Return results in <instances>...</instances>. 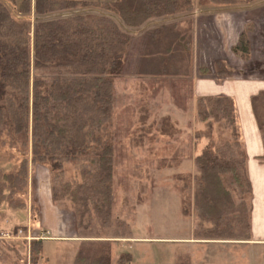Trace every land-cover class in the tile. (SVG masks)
<instances>
[{
    "label": "trees",
    "instance_id": "obj_1",
    "mask_svg": "<svg viewBox=\"0 0 264 264\" xmlns=\"http://www.w3.org/2000/svg\"><path fill=\"white\" fill-rule=\"evenodd\" d=\"M6 1L13 6L19 1L16 11L24 18H14L0 3V139L5 137L9 148L21 155L26 153L21 149L30 145L31 166H43L49 172L52 203L64 204L73 213L77 228L88 235L81 237L88 240L80 244L72 264H110L109 242L103 241L106 235L91 230L109 228L114 222L113 79L121 74L130 38L107 16L64 14L101 7L115 13L124 26L136 28L152 18L182 13L190 1ZM31 12L37 17H62L37 20L32 27L25 18ZM190 51V37L175 25L150 30L143 39L138 75L186 76ZM232 51L248 58L245 33ZM32 70L58 76L32 77ZM213 70L217 76L232 74L222 61H216ZM199 73L211 74L207 68H200ZM250 104L264 149V90L252 96ZM195 121L202 125L194 134L202 142L194 159L195 237L250 241L252 188L234 99L197 96ZM162 125L163 134L176 133L169 119ZM27 173L24 159L17 171L2 174L0 184L25 185ZM41 247L35 241L31 252L39 254ZM130 260V254L124 253L114 264H129ZM175 264H191L190 257L179 254Z\"/></svg>",
    "mask_w": 264,
    "mask_h": 264
},
{
    "label": "rangeland",
    "instance_id": "obj_2",
    "mask_svg": "<svg viewBox=\"0 0 264 264\" xmlns=\"http://www.w3.org/2000/svg\"><path fill=\"white\" fill-rule=\"evenodd\" d=\"M96 1L105 4L115 0ZM0 3L14 18H24L16 11L19 1L16 6L6 0ZM236 6L244 10L239 19L245 34L249 33L251 58L247 63H240L242 70L232 79L263 81L264 0H239ZM77 14L107 16L130 38L121 74L113 79L114 222L109 228L95 226L91 230V233L95 230L106 235L103 241L109 242L110 264L124 253L130 254L129 264H175L179 254L188 255L192 264H255L248 247H234L245 241H202L194 234L198 228L193 206V178L197 175L194 159L202 148V142L197 141L194 134L202 125L195 121L193 87L195 77L218 80L215 73L207 76L199 73L200 68L207 67L214 71L210 61L216 57L213 38L202 36L200 32L202 45L199 42L197 59L207 57L209 61L198 59L195 65L189 61L185 67L186 76L138 75L137 62L145 34L161 26L177 27L182 16L175 15L181 13L152 18L136 28L124 26L115 13L101 7L76 10L64 16ZM59 17L62 16L37 17L33 12L25 16L32 27L37 20ZM177 30L189 36L186 21ZM191 71L192 76L187 77ZM57 76L52 72L32 70V77L52 79ZM164 119L173 124L176 133L172 136L163 134ZM1 138L0 182L2 174L17 171L24 159L28 161V173L25 185L16 184L12 188L10 184H0V264H72L78 247L88 240L81 237L88 235L77 228L73 213L64 204H53L59 211L56 221H61L64 227L61 233L64 238L52 239L55 238L53 233L49 235L40 225L35 193L37 185L50 184L48 170L43 166H31L30 145L21 149L26 152L21 155L9 148L5 137ZM53 221L46 218L49 226L56 224ZM35 241L42 245L39 254L31 252Z\"/></svg>",
    "mask_w": 264,
    "mask_h": 264
},
{
    "label": "crops",
    "instance_id": "obj_3",
    "mask_svg": "<svg viewBox=\"0 0 264 264\" xmlns=\"http://www.w3.org/2000/svg\"><path fill=\"white\" fill-rule=\"evenodd\" d=\"M189 1L188 9L175 16H182L180 18L181 22L176 24L177 28L183 26V21H186V27L188 26L189 28L191 41L190 61L194 65L197 64L196 61L198 59L209 61L207 57H204V59L199 57L197 59V53L200 50L198 48L200 36L210 35L213 38L212 44L215 45L214 50L216 51V57L211 58L210 61L213 62V66L216 61H222L232 72L229 76H217L215 74L218 80L197 79L195 77L193 90L195 97L224 95L234 99L240 139L247 155V171L252 188L251 240L234 247L238 249L248 247L252 253L251 260L255 264H262L264 262V159H260V157L263 156L264 149L261 135L252 114L250 98L264 90V80L241 81L232 79L233 76L239 75L242 70L240 63H247L251 58L248 32L246 33L248 58L243 59L232 51V48L238 42L239 36L246 32L241 19H239L244 10H239V7L236 6L239 0H231L229 2L224 0ZM200 32H202L201 35ZM202 51L206 52V49L205 51L202 49ZM207 69L211 72L208 67ZM192 71L187 77L192 76ZM211 74H214V72L212 71ZM36 187V201L40 209V225L46 229L49 235H51L50 232L53 233L52 236L55 238L52 239L63 240L64 237L61 233L64 227L61 221L58 223L56 221L59 211L51 201L50 185L39 184ZM47 217L52 218L57 225L49 226L46 223ZM59 236L63 238H59Z\"/></svg>",
    "mask_w": 264,
    "mask_h": 264
}]
</instances>
